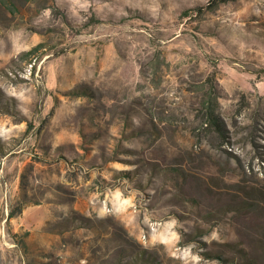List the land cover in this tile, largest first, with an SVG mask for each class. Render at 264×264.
Instances as JSON below:
<instances>
[{
  "label": "rangeland",
  "instance_id": "rangeland-1",
  "mask_svg": "<svg viewBox=\"0 0 264 264\" xmlns=\"http://www.w3.org/2000/svg\"><path fill=\"white\" fill-rule=\"evenodd\" d=\"M207 1L0 0V264H264V0Z\"/></svg>",
  "mask_w": 264,
  "mask_h": 264
},
{
  "label": "trees",
  "instance_id": "trees-1",
  "mask_svg": "<svg viewBox=\"0 0 264 264\" xmlns=\"http://www.w3.org/2000/svg\"><path fill=\"white\" fill-rule=\"evenodd\" d=\"M225 1H230V0H208L203 6L197 7L195 11L196 13L200 14L205 10H212L219 3ZM185 12L188 13L189 10ZM209 97L210 96L208 95L202 103L204 120L206 125L208 124L209 126L213 127L216 133L221 136L223 133V125L221 119L219 118V116L215 111L216 98H209Z\"/></svg>",
  "mask_w": 264,
  "mask_h": 264
}]
</instances>
